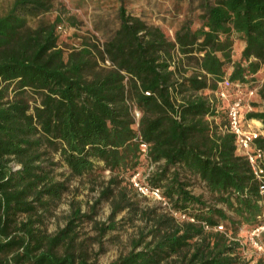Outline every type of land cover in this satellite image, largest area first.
<instances>
[{
  "label": "trees",
  "instance_id": "obj_1",
  "mask_svg": "<svg viewBox=\"0 0 264 264\" xmlns=\"http://www.w3.org/2000/svg\"><path fill=\"white\" fill-rule=\"evenodd\" d=\"M56 7V0H13L0 15V264H94L74 249L75 229L91 219L79 207L54 234L36 224L71 179L104 171L109 178L92 207L110 204L108 223H94L100 235L115 229L118 213L137 211L129 181L136 172L161 189L172 211L195 220L149 211L147 231L108 264H246L234 237L241 226L264 224V195L234 135L222 131L227 104L215 92L224 80L257 87L264 0H213L200 23L181 26L173 40L120 5L110 39L69 50L57 28L72 18L61 10L44 18ZM257 92L263 109L245 101L252 108L245 119L264 127V86ZM255 143L264 148V135ZM59 165L63 181L54 177ZM193 180L209 203L192 194ZM219 223L225 230L214 231ZM257 240L264 245V230Z\"/></svg>",
  "mask_w": 264,
  "mask_h": 264
},
{
  "label": "rangeland",
  "instance_id": "obj_2",
  "mask_svg": "<svg viewBox=\"0 0 264 264\" xmlns=\"http://www.w3.org/2000/svg\"><path fill=\"white\" fill-rule=\"evenodd\" d=\"M213 0H56L58 7L44 15L47 20H53L61 10L66 17L69 16L70 24L63 27L59 33L58 44L64 50L71 47H80L83 41H90L101 45L110 39L119 26L118 8L123 5L128 14L140 18L148 25L161 28L169 40H173L174 32L183 25L191 28L200 23L199 16L204 13L205 5ZM13 0H0V15H3L11 6ZM62 6V7H61ZM37 19H30L28 24L34 27ZM243 44H236L234 59ZM257 87L255 94L247 102L258 104L253 110H262L263 99L257 90L264 86V67L256 76ZM243 114L247 112L243 108ZM245 120V118L243 119ZM14 169H18L15 166ZM67 176L66 169L59 165L55 168L54 177L63 181ZM109 175L107 171L93 173L79 178L71 179L67 190L52 204L36 226L47 234H54L65 227L67 219L73 208L79 207L81 212L89 214L91 219H85L75 229L76 238L74 249L77 253L85 255L89 262L94 264H108L118 257L126 254L130 249V242L136 238L140 231L146 232L150 226L151 214L167 213L168 210L157 201L135 196L132 201L136 203L137 211L126 209L116 215V227L113 230L99 234L94 223H108L111 212L109 201L102 200L95 208L100 191L104 188ZM192 194L201 195L207 203L211 201L204 186L193 180L189 187ZM145 211L147 215L141 214ZM153 215V216H154ZM24 217H20L19 220ZM179 221V220H177ZM223 230L225 225L219 223ZM253 229L241 226L235 239L241 243L242 260L246 264H256L260 259L258 253L249 243V235ZM231 236L230 232L227 233ZM264 264V261L262 262Z\"/></svg>",
  "mask_w": 264,
  "mask_h": 264
},
{
  "label": "built area",
  "instance_id": "obj_3",
  "mask_svg": "<svg viewBox=\"0 0 264 264\" xmlns=\"http://www.w3.org/2000/svg\"><path fill=\"white\" fill-rule=\"evenodd\" d=\"M58 30H62L61 26H58ZM106 65H109L105 61ZM231 87V89H229ZM256 92V88L248 89L247 86L239 83L230 84L227 80L219 83V89L215 92V95L223 102L227 104L226 109V125L222 128L223 132H228L234 135L236 152L243 156L249 165L250 171L257 182L258 191L261 195H264V148H260L256 145L255 141L262 135H264V127L261 121L255 119L241 118L243 108L246 107L247 112H250L252 108L245 103L247 99H250ZM133 116L137 120L139 113L134 110ZM140 151L143 155L147 153V144L139 141ZM153 169V165L149 166V171ZM141 177V172L134 173L129 181L132 187L140 197L151 198L158 203L162 204L170 214L179 221L195 222V220L186 214L174 212L170 209L169 204L162 197L161 189L153 187L147 184ZM204 230H209V226L202 223ZM214 231H222L223 227L217 225L212 228ZM264 230V224L254 228L249 235V243L252 245L258 255L264 259V245L261 244L257 238L261 231Z\"/></svg>",
  "mask_w": 264,
  "mask_h": 264
},
{
  "label": "crops",
  "instance_id": "obj_4",
  "mask_svg": "<svg viewBox=\"0 0 264 264\" xmlns=\"http://www.w3.org/2000/svg\"><path fill=\"white\" fill-rule=\"evenodd\" d=\"M241 49H242V47H241ZM241 49H240V50H241ZM241 118H242V119L245 118V114H243V111H242V113H241Z\"/></svg>",
  "mask_w": 264,
  "mask_h": 264
},
{
  "label": "bare ground",
  "instance_id": "obj_5",
  "mask_svg": "<svg viewBox=\"0 0 264 264\" xmlns=\"http://www.w3.org/2000/svg\"><path fill=\"white\" fill-rule=\"evenodd\" d=\"M257 121V120H256Z\"/></svg>",
  "mask_w": 264,
  "mask_h": 264
}]
</instances>
